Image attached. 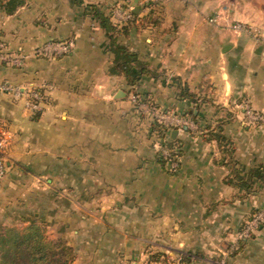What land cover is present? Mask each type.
<instances>
[{
    "label": "crops",
    "instance_id": "0c3cea01",
    "mask_svg": "<svg viewBox=\"0 0 264 264\" xmlns=\"http://www.w3.org/2000/svg\"><path fill=\"white\" fill-rule=\"evenodd\" d=\"M14 1L0 0V39L25 60L0 61V82L53 89L37 114L0 92L12 135L0 232L44 223L74 247L73 264H158L156 252L264 264V222L241 237L264 210V125L244 110L264 113V37L240 27L264 30V12L235 0H20L10 11ZM90 4L113 12L114 43ZM133 13L139 20L123 29ZM55 41L72 50L35 55ZM119 46L134 54V72L145 68L136 81L120 68ZM133 91L172 117L176 143L162 145L154 108L137 106ZM170 147L173 162L161 161Z\"/></svg>",
    "mask_w": 264,
    "mask_h": 264
},
{
    "label": "trees",
    "instance_id": "16d2710c",
    "mask_svg": "<svg viewBox=\"0 0 264 264\" xmlns=\"http://www.w3.org/2000/svg\"><path fill=\"white\" fill-rule=\"evenodd\" d=\"M20 3V0L10 2L7 8L13 11L15 5ZM90 10L94 18H96L101 26L106 30L108 36L114 43V32L117 30V24L112 20L114 15L113 12L105 14L99 6L90 4ZM155 13L151 10L146 19L151 20V16ZM139 14H132V19L128 23L129 25L124 26L123 29L127 30L129 26L134 25L139 20ZM60 42V41H55ZM64 42V41H63ZM124 53L123 61L120 62V68L126 73L128 77H131L133 81L139 79L143 72L144 67H140L137 72L132 70L131 63L135 61L134 54L131 53L123 46H119ZM61 57V56H60ZM60 57H57L60 58ZM55 59V58H53ZM34 85V84H32ZM132 94L136 95L138 101L135 103L137 106L140 102H146L154 110H159L156 103L152 102L149 97H144L137 91H133ZM24 99V98H23ZM163 111V110H161ZM165 112V111H163ZM170 126L165 122H161L159 119L152 120V130L156 137L161 141L162 145H172L176 141L172 140L168 142V130ZM170 147L168 155L159 154L161 161H168L173 159L177 154ZM8 171V169H7ZM180 257L179 264H190L193 261L192 253H179L177 256H170L167 253L156 252L149 258L150 262H156L158 264H177L175 260ZM76 258V251L73 246L69 245L64 239H52L48 234V228L44 223L31 222L24 226H8L2 229L0 232V264H73Z\"/></svg>",
    "mask_w": 264,
    "mask_h": 264
},
{
    "label": "built area",
    "instance_id": "2783aa9c",
    "mask_svg": "<svg viewBox=\"0 0 264 264\" xmlns=\"http://www.w3.org/2000/svg\"><path fill=\"white\" fill-rule=\"evenodd\" d=\"M213 21V19H212ZM242 29L247 32L252 33L257 38L264 37V32L262 29L258 28H250L246 25L240 26ZM73 47L72 41H60V42H49L42 47H39L35 51V55H45L50 58H57L64 54H68ZM25 57L21 54L10 53L7 51V47L5 42L0 39V61L4 62L8 66H22L24 64ZM53 89V85L49 83H43L41 85H14L9 83L8 81L0 82V92L4 93H12L17 98H24L25 105L27 110L32 114H37L42 110V106L46 103L49 95V91ZM132 101L135 103L138 101L136 95L132 94ZM139 104H142L141 102ZM245 110V118L248 122H259L264 125V113L255 110L249 103L244 105ZM155 118L159 119L161 122H165L166 124L170 123V119L172 118L168 113L163 112L161 110H154ZM175 118H173L174 122ZM176 123L182 125L187 124L186 121L181 119H176ZM12 135L5 128L4 125L0 124V179H2L8 169V150L10 147ZM170 152L169 148H165L162 150L163 155H168ZM264 222V210L257 213L252 217L247 223L245 229L241 232V237H247L253 231V229L257 228L261 223ZM180 257H178L175 262L179 264ZM211 264H227L226 259L211 261Z\"/></svg>",
    "mask_w": 264,
    "mask_h": 264
},
{
    "label": "rangeland",
    "instance_id": "374dc122",
    "mask_svg": "<svg viewBox=\"0 0 264 264\" xmlns=\"http://www.w3.org/2000/svg\"><path fill=\"white\" fill-rule=\"evenodd\" d=\"M235 1L240 3L239 7H242V9L244 7H250L251 9H255V10L264 12V0H235ZM255 28L261 29V27H259V26H256ZM262 31L264 32L263 29H262ZM208 258L210 259L209 260L210 262L216 261V260L226 259V257H224V256H214V255H210V256H208Z\"/></svg>",
    "mask_w": 264,
    "mask_h": 264
},
{
    "label": "water",
    "instance_id": "95a60500",
    "mask_svg": "<svg viewBox=\"0 0 264 264\" xmlns=\"http://www.w3.org/2000/svg\"><path fill=\"white\" fill-rule=\"evenodd\" d=\"M138 11H139V7L137 6L134 12L137 13ZM175 133H176V131H175Z\"/></svg>",
    "mask_w": 264,
    "mask_h": 264
}]
</instances>
